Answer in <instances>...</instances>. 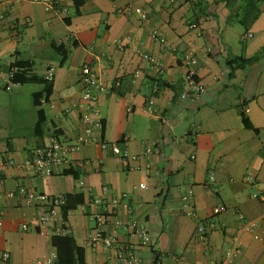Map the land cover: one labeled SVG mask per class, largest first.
Returning <instances> with one entry per match:
<instances>
[{
    "label": "crops",
    "instance_id": "crops-1",
    "mask_svg": "<svg viewBox=\"0 0 264 264\" xmlns=\"http://www.w3.org/2000/svg\"><path fill=\"white\" fill-rule=\"evenodd\" d=\"M59 1L68 14L30 1L0 0V89L10 100L15 88L42 85L33 94L30 112L18 102L0 101V156L16 161L0 181V252L10 253L7 264H33L58 253V237L73 238L84 250L86 264H116L120 245L131 246L139 264H154L157 255L161 264H221L236 246L237 264H264V241L259 239L264 227L245 233L237 215L240 211L247 220L264 218V199L255 197L261 188L248 182V176L264 181V0ZM126 8L142 10L146 19L122 13ZM247 34L253 37L242 41ZM155 37L164 39L165 47ZM54 45L61 46V53ZM189 54L195 56L198 79L207 87L196 102L182 98ZM257 55L259 60L248 67L233 64ZM16 62L30 64L34 79L8 92L5 86ZM49 65L56 67V74L50 97L40 101L46 123L37 131L34 99L44 90ZM84 65L100 83L97 108L103 128L95 131L98 139L125 143L121 146L138 156L158 141V154L124 168L110 150L82 143V116L90 109L78 73ZM151 99L153 113L148 111ZM192 128L197 136L184 137ZM54 139L70 146L82 143L72 158L87 163L84 189L76 168L46 177L24 167L33 150ZM211 175L215 181L209 184ZM21 186L71 196L74 209L66 219L62 210L69 235L50 237L34 227L21 229L23 215L39 213L7 198ZM190 189L194 217L182 210V196ZM123 196L106 231L112 233L117 219L137 221L150 231L153 245L142 246L121 228L113 248L89 247L94 223L82 207L91 215L102 210L98 200ZM222 205L228 211L215 215L214 209ZM206 222L215 228L202 235L198 228Z\"/></svg>",
    "mask_w": 264,
    "mask_h": 264
},
{
    "label": "built area",
    "instance_id": "built-area-1",
    "mask_svg": "<svg viewBox=\"0 0 264 264\" xmlns=\"http://www.w3.org/2000/svg\"><path fill=\"white\" fill-rule=\"evenodd\" d=\"M22 1V0H21ZM30 1L32 3L42 4L47 10H59L64 14H68V9L60 4L59 0H23ZM122 13L131 14L138 13L143 19H146V15L140 9L133 10L132 8H126L121 10ZM252 34H247L242 37V41H246L252 38ZM157 38V37H155ZM157 40L165 47V40L157 38ZM145 58L150 59V56L142 54ZM196 58L189 54L185 57V66L187 69L185 75V87L182 94L183 99H190L192 101H200L207 92L206 85L198 79L197 71L195 69ZM21 72V69L17 66L11 67L10 73L5 86L6 91L10 92L13 87L19 85L14 82V77ZM81 83L83 85V101L89 105V110L83 114L82 122L85 124V135L82 140L83 144L97 143L101 148L110 150L114 154L119 156L121 164L124 168H133V164L136 163L141 157L148 158L153 154H158L161 151V144L158 141L148 144L141 156L133 155L129 149L117 142H108L98 139L95 131L103 128V121L100 117L99 109L97 108L98 97L97 91L99 90L100 83L98 77L92 72L90 66L84 65L78 70ZM56 67L49 65L45 80L47 83H52L55 79ZM131 111V109L129 110ZM148 111L154 112V100L151 99L148 104ZM198 134L196 128H192L184 132V137L195 138ZM81 143V144H82ZM81 144L67 145L60 139H54L49 145L35 149L31 152L30 156L25 162L24 167L28 172H33L37 176H52L58 169H72L76 168L81 172V177L78 179L79 187L84 189L86 186V174L84 173L86 162H77L72 158V154L78 151ZM16 165L15 159L10 155L0 156V181L2 176L7 170ZM215 176L211 175L209 184L214 183ZM248 182L257 185L261 190L255 194L256 198L264 199V181L257 182L255 177L248 176ZM140 188H145L144 184L140 185ZM104 192H107V188H104ZM7 198L12 201L22 202L27 208L39 211L34 213L30 217L22 216L20 227L23 231L29 232L34 227L38 234L43 236H56V235H69L70 229L65 223L62 216V210L68 205V196L65 194L51 195L37 191L36 189L28 186H21L15 192L7 194ZM123 198H111L100 199L98 203L102 205V210L88 214L89 208L83 206L84 213L89 215L90 219L94 223L93 228L90 230L87 238V245L92 248L98 247L100 244H104L107 248H113L117 240L115 235L121 228L129 230L133 236L137 237L140 244L144 247H150L153 245L152 236L150 231L142 227L137 221H128L117 219L112 225V233L106 231V227L110 222V217L113 214V208L121 204ZM194 191L192 189L185 192L182 196V210L185 215L189 217L195 216V210L193 207ZM228 211L225 205L218 206L214 209L213 213L219 215ZM239 220L243 223L242 231L250 233L253 230L264 227V218L247 220L243 213L237 211ZM3 215L0 214V230L3 225ZM215 225L210 222L201 223L198 228V232L202 235L213 230ZM264 241V238H259ZM238 249L237 246L229 250L221 264H237ZM11 259L9 252H0V264H7ZM58 253L53 252L48 257L39 259L33 264H57ZM140 260L129 245H120L118 247L116 264H139Z\"/></svg>",
    "mask_w": 264,
    "mask_h": 264
},
{
    "label": "trees",
    "instance_id": "trees-1",
    "mask_svg": "<svg viewBox=\"0 0 264 264\" xmlns=\"http://www.w3.org/2000/svg\"><path fill=\"white\" fill-rule=\"evenodd\" d=\"M54 49L61 53L63 50L61 46L54 45ZM260 58V55H257L255 57H252L250 59L245 58H239L235 61H233V64L237 66L238 68H245L248 67L254 63H256ZM17 66L21 69V72L17 74L14 77V82L19 85L26 84L27 82L34 79L30 75V64L23 63V62H16L12 65V67ZM52 93V83L45 84L44 90L41 93H37L35 95V105L39 108L38 110V121L36 124V130L42 129L44 127V124L46 123L44 110L40 109L41 104L40 101L45 98L46 100L50 97ZM245 123L247 128L252 129V127L249 125L248 121L245 119ZM82 198V196H80ZM71 196H68V205L64 209V218H67V213L74 209L71 205ZM54 244L58 248V261L57 264H86L85 257H84V250L79 247L73 238L68 237H58L54 239ZM154 264H161L160 262V256H156Z\"/></svg>",
    "mask_w": 264,
    "mask_h": 264
},
{
    "label": "rangeland",
    "instance_id": "rangeland-1",
    "mask_svg": "<svg viewBox=\"0 0 264 264\" xmlns=\"http://www.w3.org/2000/svg\"><path fill=\"white\" fill-rule=\"evenodd\" d=\"M42 88V85H37L35 86L34 83H30L25 85L23 88H15V98L10 99L8 97V93H6L4 90L0 89V101L3 103H8V102H18L20 103L25 110H28L29 112L34 108L33 105V94L36 91H39Z\"/></svg>",
    "mask_w": 264,
    "mask_h": 264
}]
</instances>
